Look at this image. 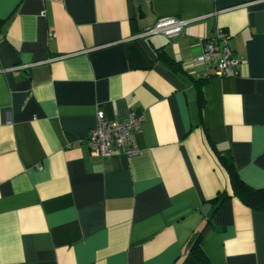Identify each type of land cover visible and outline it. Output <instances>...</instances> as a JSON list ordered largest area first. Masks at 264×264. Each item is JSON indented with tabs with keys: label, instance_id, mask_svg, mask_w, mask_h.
<instances>
[{
	"label": "crops",
	"instance_id": "1",
	"mask_svg": "<svg viewBox=\"0 0 264 264\" xmlns=\"http://www.w3.org/2000/svg\"><path fill=\"white\" fill-rule=\"evenodd\" d=\"M164 16L197 19L141 35ZM218 29L238 75L195 61ZM99 110L144 117L138 154L92 153ZM215 148L264 187V0H0V264H201L199 235L213 264H264V212L215 210Z\"/></svg>",
	"mask_w": 264,
	"mask_h": 264
},
{
	"label": "built area",
	"instance_id": "2",
	"mask_svg": "<svg viewBox=\"0 0 264 264\" xmlns=\"http://www.w3.org/2000/svg\"><path fill=\"white\" fill-rule=\"evenodd\" d=\"M196 19L164 16L154 25L146 28L141 35L164 34L175 37ZM229 41V32L218 29L215 35L207 37L203 52L195 61L205 64L209 72L220 76L240 74L242 60L235 56ZM143 118L142 115L132 112L126 119L111 121L106 118L103 110H99L96 125L88 137L92 153L103 156L110 155L114 151H120L126 156L138 154L140 149L135 135L141 130Z\"/></svg>",
	"mask_w": 264,
	"mask_h": 264
},
{
	"label": "trees",
	"instance_id": "3",
	"mask_svg": "<svg viewBox=\"0 0 264 264\" xmlns=\"http://www.w3.org/2000/svg\"><path fill=\"white\" fill-rule=\"evenodd\" d=\"M162 55V53H160ZM165 61L170 63V59L164 54L161 56ZM204 97L200 96V101L202 102ZM218 157L229 173L230 184H231V192L224 191L220 192L214 199L213 202L217 203L215 210L218 209L222 203L230 197H237L240 199L246 206L260 210L264 212V187L255 188L251 187L245 183V181L240 177L239 172L231 160V158L225 154H223L220 150H217ZM201 239V235H199L192 245L191 253L197 258V260L201 264H213L208 258L207 254L203 251L199 240Z\"/></svg>",
	"mask_w": 264,
	"mask_h": 264
}]
</instances>
